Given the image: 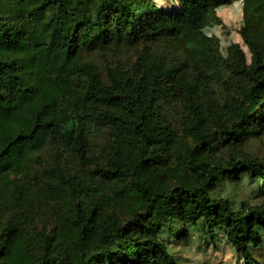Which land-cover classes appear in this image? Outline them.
Instances as JSON below:
<instances>
[{"label":"trees","instance_id":"16d2710c","mask_svg":"<svg viewBox=\"0 0 264 264\" xmlns=\"http://www.w3.org/2000/svg\"><path fill=\"white\" fill-rule=\"evenodd\" d=\"M175 3L164 10L152 0H0V180L21 175L48 149L67 153L86 178L74 182L54 155L41 176L68 207L69 236H40L26 215L13 214L0 220V264H179L165 238H184L199 223L212 240L222 230L244 264H263L252 251L264 244V207L235 210L210 191L246 177L264 196V158L208 156L264 132V49L242 34L251 64L237 52L226 68L244 84L236 94L230 84L212 109L203 88L220 76L221 58L217 39L201 32L212 0ZM161 42L175 48L172 60L151 49ZM115 45L140 49L129 66L103 73L83 61ZM164 99L183 105L194 141L186 149L175 147ZM103 129L111 146L94 152ZM171 152L191 165L193 184L154 183Z\"/></svg>","mask_w":264,"mask_h":264},{"label":"rangeland","instance_id":"374dc122","mask_svg":"<svg viewBox=\"0 0 264 264\" xmlns=\"http://www.w3.org/2000/svg\"><path fill=\"white\" fill-rule=\"evenodd\" d=\"M152 1L164 10L177 8L175 0ZM201 32L204 36L217 39L221 73L220 76L213 75L206 83L203 95L207 106L212 109L219 108L230 84V93L235 94L244 84L236 72L226 67L235 65L237 52L243 54L247 65L251 64L252 55L242 34L256 39L264 49V0H212L211 17ZM151 47L156 53L165 54L169 60H172L171 57L175 54V48L163 42H161V49L155 45ZM139 49L140 47L132 49L115 45L109 50L92 51L82 56L84 62L96 65L103 73L106 65L124 68L129 66L135 59V51ZM160 106L164 119L178 139L175 147L186 149L193 145L194 141L189 136V122L183 105L178 101L164 99L160 102ZM111 135L110 129L96 132L91 141L93 151L102 153L107 151L111 146ZM54 155L58 158L66 175L74 182L79 183L80 179H86L84 172L67 153L48 149L42 153L40 161L33 162L21 175L7 176L0 180V206L4 209L3 216H0L1 221L13 214L17 216L23 213L27 216L31 227L40 236L60 231L64 236H69V230L63 221L69 214L68 207L60 197L50 192V188L43 183L44 179L41 176V170L52 165ZM233 155L239 156L240 159L247 157L263 159L264 132L254 135L240 146L231 149L217 145L211 150L208 158L226 163ZM181 159V154L177 157L174 152H171L166 162L167 170L164 177H157L154 183L156 185L173 184L176 183L175 181L182 180L186 184H193L196 181V173L191 165L187 166L180 162ZM255 189V184L243 177L238 183L222 181L210 192L213 199L226 200L235 210L255 206L264 207V196L257 194ZM185 233L184 238L176 239L173 236L165 238L170 253L179 264H244L222 230L216 231L214 240L206 235L203 223L187 227ZM252 253L259 262L264 264V244Z\"/></svg>","mask_w":264,"mask_h":264}]
</instances>
